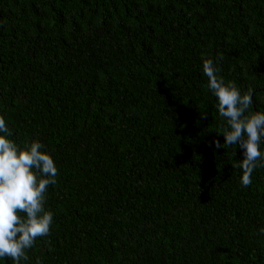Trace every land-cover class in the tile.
Listing matches in <instances>:
<instances>
[{"label":"trees","instance_id":"obj_1","mask_svg":"<svg viewBox=\"0 0 264 264\" xmlns=\"http://www.w3.org/2000/svg\"><path fill=\"white\" fill-rule=\"evenodd\" d=\"M202 56L264 111V0H0V115L59 170L28 264H264Z\"/></svg>","mask_w":264,"mask_h":264},{"label":"clouds","instance_id":"obj_2","mask_svg":"<svg viewBox=\"0 0 264 264\" xmlns=\"http://www.w3.org/2000/svg\"><path fill=\"white\" fill-rule=\"evenodd\" d=\"M202 59L207 86L216 98L219 117L226 123L219 134L224 143L217 140L215 146L241 150L240 183L249 187L254 171L264 167V111H252L251 89L242 93L234 82L218 76L214 59ZM12 136L5 116L0 115V261L8 258L13 264H28L27 253L37 239L51 235L54 213L45 205L49 187L58 182L59 170L40 140L21 146Z\"/></svg>","mask_w":264,"mask_h":264}]
</instances>
